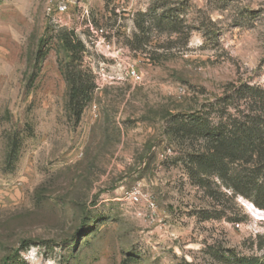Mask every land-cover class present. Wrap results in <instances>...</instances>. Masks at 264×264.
<instances>
[{
    "label": "rangeland",
    "instance_id": "obj_1",
    "mask_svg": "<svg viewBox=\"0 0 264 264\" xmlns=\"http://www.w3.org/2000/svg\"><path fill=\"white\" fill-rule=\"evenodd\" d=\"M72 60L96 85L79 120ZM243 83L264 89V0H0V264L262 257L264 209L201 185V141L171 133Z\"/></svg>",
    "mask_w": 264,
    "mask_h": 264
},
{
    "label": "trees",
    "instance_id": "obj_2",
    "mask_svg": "<svg viewBox=\"0 0 264 264\" xmlns=\"http://www.w3.org/2000/svg\"><path fill=\"white\" fill-rule=\"evenodd\" d=\"M68 41V49L73 50ZM73 62L66 63L63 73L68 107L79 120L93 100L96 85L92 74ZM231 88V93L217 100L220 113L215 120L197 113L174 116L171 133L190 142L201 141L187 162L201 185L216 176L236 195L264 209V89L248 83ZM234 264H264V255L236 257Z\"/></svg>",
    "mask_w": 264,
    "mask_h": 264
},
{
    "label": "built area",
    "instance_id": "obj_3",
    "mask_svg": "<svg viewBox=\"0 0 264 264\" xmlns=\"http://www.w3.org/2000/svg\"><path fill=\"white\" fill-rule=\"evenodd\" d=\"M65 8H66V5H59V9L60 10H65ZM135 74V73H134ZM135 198H137V197H135Z\"/></svg>",
    "mask_w": 264,
    "mask_h": 264
}]
</instances>
